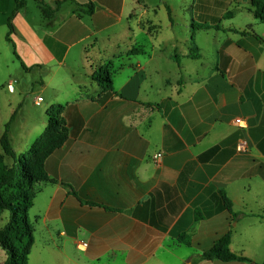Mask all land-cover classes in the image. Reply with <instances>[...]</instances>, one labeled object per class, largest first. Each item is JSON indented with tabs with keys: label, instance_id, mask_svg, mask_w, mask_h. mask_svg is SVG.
Segmentation results:
<instances>
[{
	"label": "crops",
	"instance_id": "obj_1",
	"mask_svg": "<svg viewBox=\"0 0 264 264\" xmlns=\"http://www.w3.org/2000/svg\"><path fill=\"white\" fill-rule=\"evenodd\" d=\"M24 1L0 0V71L20 66L46 94L43 133L58 106L69 132L44 160L54 182L36 184L29 264L263 263L264 23L247 11L193 59L192 35L162 40L138 0ZM24 134L20 154L38 141ZM227 234L251 261L202 258Z\"/></svg>",
	"mask_w": 264,
	"mask_h": 264
},
{
	"label": "trees",
	"instance_id": "obj_2",
	"mask_svg": "<svg viewBox=\"0 0 264 264\" xmlns=\"http://www.w3.org/2000/svg\"><path fill=\"white\" fill-rule=\"evenodd\" d=\"M62 3L64 2H57L54 9L50 8L51 11L47 6H43L45 17L50 18L51 14L58 11ZM249 3L255 18L264 23V0H250ZM18 4L21 8L25 5V1L18 0ZM93 12L94 7L91 6L88 13L93 14ZM168 13L172 22L170 9H168ZM192 26L196 30H221L220 24L208 25L194 22ZM9 28L12 30L11 24H9ZM192 40L194 41V35ZM198 51V47L193 43L190 58H199ZM174 58L179 60L178 55H175ZM92 79L97 81L103 90H113V81L107 75L97 73L92 76ZM62 109V106L53 108L48 117L47 130L24 154L16 151L10 138V128L15 120V115L5 125V131L0 139L2 149L0 154V215L9 212L10 217L6 225L0 227V247L7 255L4 264H29L35 244V230L29 219V212L34 205L36 184L40 181L54 182L45 170L44 160L49 153L60 148L69 137L67 124L60 116ZM224 203L228 211L233 214V204L225 194ZM185 243L190 244L188 241ZM230 244L231 235L227 234L218 240L210 250L205 251L202 258L225 262L251 261L243 255L234 253Z\"/></svg>",
	"mask_w": 264,
	"mask_h": 264
},
{
	"label": "rangeland",
	"instance_id": "obj_3",
	"mask_svg": "<svg viewBox=\"0 0 264 264\" xmlns=\"http://www.w3.org/2000/svg\"><path fill=\"white\" fill-rule=\"evenodd\" d=\"M143 5V9L148 12L144 16L143 24L150 31L159 30L162 40L173 38L175 35L181 38L194 35L198 49H208L212 47L210 43L212 35L216 34L215 29L196 30L193 23H206L208 25L220 24L230 26L232 23L240 24L251 12L250 0H138ZM133 2H136L133 0ZM137 4V3H136ZM168 9L171 11L172 20L176 21L175 28L172 29ZM142 11L139 9L138 14ZM252 13V12H251ZM253 14V13H252ZM254 15V14H253ZM235 16L236 19L234 18ZM225 18H231L230 20ZM234 18V21H233ZM153 21V25L148 21ZM153 25V26H152ZM190 29H189V27ZM188 30V31H187ZM164 38V39H163ZM32 77L25 74L23 69L11 67L9 70L0 71V124H3L2 131H5V124L10 121L9 101L20 104V110L11 127L10 138L14 147L22 146L29 142H20L25 137V130L30 131L33 142L43 133V123L46 121L45 105L47 99L41 106L36 105L39 97H46L40 93V86L32 85ZM14 82V91L8 89V84ZM18 104V105H19ZM1 147V145H0ZM8 219L10 214L5 212ZM0 227H3L0 226ZM2 250V249H1ZM0 258H6V252H0Z\"/></svg>",
	"mask_w": 264,
	"mask_h": 264
},
{
	"label": "built area",
	"instance_id": "obj_4",
	"mask_svg": "<svg viewBox=\"0 0 264 264\" xmlns=\"http://www.w3.org/2000/svg\"><path fill=\"white\" fill-rule=\"evenodd\" d=\"M8 89H9L11 92L15 90V89H14V82H10V83L8 84ZM41 102H42V98H38V100L36 101V104H37V105H40ZM236 124L239 125V126H243V120H241V119H237V120H236ZM237 150H238V152H241V153H245V152H247V151H248V144H247V142L243 141V142L238 146V149H237ZM163 156H164L163 153L160 152V153L156 154V155L154 156L153 159L155 160V162L160 163V161L163 159ZM81 245H82L83 248L87 247V244H86V243H82Z\"/></svg>",
	"mask_w": 264,
	"mask_h": 264
}]
</instances>
